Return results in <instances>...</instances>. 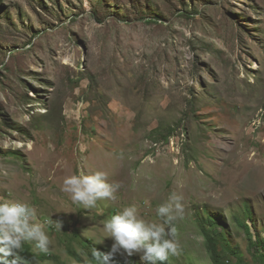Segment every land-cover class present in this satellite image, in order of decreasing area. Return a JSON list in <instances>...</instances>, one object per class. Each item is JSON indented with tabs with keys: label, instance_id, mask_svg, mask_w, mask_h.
I'll return each instance as SVG.
<instances>
[{
	"label": "rangeland",
	"instance_id": "374dc122",
	"mask_svg": "<svg viewBox=\"0 0 264 264\" xmlns=\"http://www.w3.org/2000/svg\"><path fill=\"white\" fill-rule=\"evenodd\" d=\"M95 171L120 188L83 209L62 182ZM173 192L169 264H213L210 230L229 264H264V0H0V201L53 220L32 264H92L106 219L162 223Z\"/></svg>",
	"mask_w": 264,
	"mask_h": 264
},
{
	"label": "clouds",
	"instance_id": "9594fccd",
	"mask_svg": "<svg viewBox=\"0 0 264 264\" xmlns=\"http://www.w3.org/2000/svg\"><path fill=\"white\" fill-rule=\"evenodd\" d=\"M119 188V183L107 182L106 172L95 171L92 174L66 176L61 191L69 195L73 204L83 209H93L99 200L115 201ZM182 200V195L173 192L166 202L156 207V215L162 223L141 218L135 205L123 207L104 221V237L97 242L103 243L104 238H110L113 241L110 252L104 254L101 248L93 247L88 252V258L92 264H122L113 260L111 255L139 254L144 264H164L170 256L179 252L175 222L184 218ZM51 224L52 219L38 222L36 208L29 202L0 201V264H32L36 254L25 243L33 245L41 253H48L53 242L45 229L46 225ZM55 228L61 230L62 222L56 221ZM40 256L47 258L44 254ZM73 256L74 262H84L79 253Z\"/></svg>",
	"mask_w": 264,
	"mask_h": 264
},
{
	"label": "trees",
	"instance_id": "16d2710c",
	"mask_svg": "<svg viewBox=\"0 0 264 264\" xmlns=\"http://www.w3.org/2000/svg\"><path fill=\"white\" fill-rule=\"evenodd\" d=\"M215 227V226H214ZM213 231H205L204 236L206 239L207 250L210 253L211 261L213 264H229L227 260L223 257V250L219 248V240L213 237ZM262 261L264 262V254L260 256ZM164 264H169L168 261L164 262ZM234 264H244L242 259H237Z\"/></svg>",
	"mask_w": 264,
	"mask_h": 264
}]
</instances>
